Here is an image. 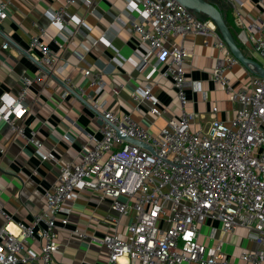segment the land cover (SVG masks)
I'll return each mask as SVG.
<instances>
[{
  "label": "built area",
  "instance_id": "built-area-1",
  "mask_svg": "<svg viewBox=\"0 0 264 264\" xmlns=\"http://www.w3.org/2000/svg\"><path fill=\"white\" fill-rule=\"evenodd\" d=\"M78 0H65L52 13V23L64 28L70 23L79 26L83 18L70 13L69 6ZM135 17L132 28L143 42L140 67L153 55V71L172 81L181 114L170 118L159 133L154 134L129 114L123 116L109 108L106 98L92 99L91 106L102 118L99 138L85 133L90 145L82 146V160L61 166L58 182L46 191V209L37 212L28 224H20L19 232L7 226L0 228V264H30L41 261L55 264L58 249L57 229L69 221L67 202L81 190L98 191L110 199L111 208L131 220L123 233L105 234L93 241L103 244L109 262L128 257L131 264H231L223 242L206 244L201 241L202 228L208 219L220 221L225 233L242 226L250 230L257 243L254 249L241 253L243 264H264V77H254L249 90H234L228 71L239 63L209 19L199 17L177 0H128ZM238 8L245 0H228ZM90 0H85L90 7ZM8 2L0 0V21L7 15ZM38 31L29 46L37 49L42 63L52 64L56 54L45 41L47 29L34 23ZM248 41L264 60V22L253 18L248 24ZM201 33L205 44L221 51L213 70L212 80L240 104L230 122L211 111L207 131L192 128L198 114L188 110V89H196L186 73L188 49L182 43L168 46L172 37ZM68 43L69 36H63ZM59 44V37L51 38ZM9 42L3 44L8 48ZM58 73L61 68H56ZM85 76L95 94L104 90L101 71L85 69ZM41 76L22 78L17 94L0 96V122L33 146L43 160L49 157L37 130L23 122L30 112L27 97L32 85ZM67 92L76 86L70 78L62 80ZM147 84L132 92L135 109L147 106L151 115L161 112L159 101ZM115 92L118 90L113 89ZM83 92L84 90L81 89ZM85 92V91H84ZM207 97V92L202 91ZM129 136L149 145L152 150L129 142ZM0 212L7 215L0 200ZM60 215V219L58 216ZM86 238V233L79 234ZM40 251L27 245L38 240Z\"/></svg>",
  "mask_w": 264,
  "mask_h": 264
},
{
  "label": "crops",
  "instance_id": "crops-1",
  "mask_svg": "<svg viewBox=\"0 0 264 264\" xmlns=\"http://www.w3.org/2000/svg\"><path fill=\"white\" fill-rule=\"evenodd\" d=\"M5 1L8 2L7 15L0 21V96L17 94L24 76L42 77L30 89L27 97L30 112L23 122L26 127L37 130L49 153L43 160L32 145L26 144L9 125L0 122V200L7 213L0 212V228L7 226L16 234L20 224L30 223L35 213L46 209L44 195L58 182L61 166L81 162L82 146L92 143L85 133L100 137L102 118L89 104L92 99L87 98V93L94 98H106L111 110L121 116L129 114L154 134L159 133L170 118L180 116L181 111L172 81L161 74L163 67L159 71L152 70L156 58L151 55L146 66H139L141 52L145 49L140 35L133 31L135 9L128 0H90V7L85 0H78L69 6V11L82 17L83 22L79 26L70 23L64 28L52 23V13L65 0ZM209 1L225 15L238 37L242 53L264 67L255 45L247 39L251 19L264 22V0H245L238 8L228 0ZM197 15L208 19L203 14ZM34 23L47 29L44 39L56 54L52 64L42 63L37 49L29 46L31 36L38 31ZM53 36L59 37V44L52 42ZM63 36H69L68 43H63ZM6 42L9 47L3 48ZM182 43L189 52L187 76L197 87L188 89V110L198 114L192 128L207 131L214 107L218 108L219 119L230 122L240 104L212 80L221 51L206 45L201 33L174 36L168 46ZM58 67L60 73L56 70ZM87 68L103 73L105 86L101 94H95L90 87L84 74ZM228 76L234 90H249L257 75L239 62L228 71ZM66 78L76 86L69 93L62 82ZM147 84L152 85V92L159 101V115H151L144 104L141 110L135 109L131 94ZM202 91L207 92V97ZM67 206L69 221L66 225L59 222L57 229L55 264H131L126 256L115 263L109 262L107 248L93 241L108 233L125 232L131 220L112 209L110 199L103 198L98 191L81 190ZM83 232L86 238L79 235ZM249 235L250 230L242 226L225 233L220 221L208 219L200 239L209 245L222 241L231 264H243L241 253L258 246ZM27 248L39 252V239ZM30 264L43 263L39 260Z\"/></svg>",
  "mask_w": 264,
  "mask_h": 264
},
{
  "label": "water",
  "instance_id": "water-1",
  "mask_svg": "<svg viewBox=\"0 0 264 264\" xmlns=\"http://www.w3.org/2000/svg\"><path fill=\"white\" fill-rule=\"evenodd\" d=\"M177 1L182 6L187 7L188 9L192 10L197 14H203L209 20H211L219 30L228 48L230 49L232 54L238 59V61L242 63L244 66H246L248 69H250L252 72H254L257 76L264 77V67L261 66L255 59L247 57L242 53L239 43L235 39L234 34L230 29V26L226 20L225 15L218 6H216L214 3L210 2L209 0H177ZM0 31H1V26H0ZM123 138L129 142L144 146L152 150V148L149 145L140 142L134 138H131L129 136H124Z\"/></svg>",
  "mask_w": 264,
  "mask_h": 264
},
{
  "label": "trees",
  "instance_id": "trees-1",
  "mask_svg": "<svg viewBox=\"0 0 264 264\" xmlns=\"http://www.w3.org/2000/svg\"><path fill=\"white\" fill-rule=\"evenodd\" d=\"M229 26H230V25H229ZM230 29H231V31L233 32L235 39H236V40L239 42V40H238V37H237V35L235 34V32H234L233 28H232V27H230Z\"/></svg>",
  "mask_w": 264,
  "mask_h": 264
}]
</instances>
